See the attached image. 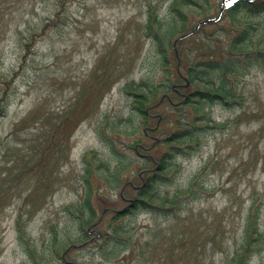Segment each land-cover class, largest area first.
Instances as JSON below:
<instances>
[{
	"label": "rangeland",
	"instance_id": "rangeland-1",
	"mask_svg": "<svg viewBox=\"0 0 264 264\" xmlns=\"http://www.w3.org/2000/svg\"><path fill=\"white\" fill-rule=\"evenodd\" d=\"M47 3L0 0V82L11 81L14 92L0 117V264H30L17 227L37 238L50 219L66 224L60 208L76 200L85 160L93 162L94 154L113 161L99 130L123 152L139 138L127 124H113L130 114L132 98L123 86L157 73V52L142 26L148 4L163 15L169 1L68 0L65 6L73 16L63 35L22 49L27 33L40 37ZM250 20L264 27V15ZM183 48L195 46L187 41ZM238 86L241 104L209 108L213 119L227 121V128L207 135L190 157L176 158L175 183L185 184L193 176L204 183L202 199L188 204V217L166 223L140 214L133 218L136 231L130 244L136 245L121 253L123 262L102 261L92 246L82 245L69 254L68 264H224L241 245L252 204L259 206L258 232L264 236V74L252 68L238 77ZM168 108L161 104L157 113ZM137 166L126 169L122 184L137 182L130 176ZM97 179L92 184L102 192L97 188L96 209H108L107 217L121 212L128 201L119 198L122 187ZM251 243L249 264H264V244L259 239Z\"/></svg>",
	"mask_w": 264,
	"mask_h": 264
},
{
	"label": "trees",
	"instance_id": "trees-1",
	"mask_svg": "<svg viewBox=\"0 0 264 264\" xmlns=\"http://www.w3.org/2000/svg\"><path fill=\"white\" fill-rule=\"evenodd\" d=\"M47 1L48 14L40 27V37L27 33L22 49L29 43L34 47L41 45L47 36L60 37L70 25L73 15L65 6L68 0ZM168 1L163 15L148 4L142 26L143 35L157 52V73L123 86L132 98L130 114L113 124L114 127L127 124L132 134L139 132V138L126 144L128 151L123 152L114 147L104 130H99L113 161H103L94 154L93 162L85 160L76 200L60 208L67 223L60 225L50 219L37 238L25 236L24 229L17 227L30 264L58 261L68 264L65 262L69 254L82 245L97 250L96 255L102 261L123 262L121 253L126 249L133 251L136 245L130 244L136 231L133 218L146 214L166 223L185 220L192 211L188 204L202 199L204 183L196 177H190L185 184L175 183L180 169L176 158L190 157L206 143L207 135L227 128V121L213 119L209 108L212 105L231 108L242 103L239 76L248 74L252 68L264 74V27L261 22L250 20L264 15V0H224L223 4L218 0L216 5L211 0ZM217 15L214 20L204 21ZM194 18L199 20L192 21ZM211 25L213 28L207 31L206 26ZM187 41L195 48H183ZM10 83L0 82V117L6 114L14 95ZM165 103L169 108L159 115L157 109ZM113 131L118 132V128ZM142 139L151 142L146 144ZM136 162L138 166L135 171L130 170V176L137 182L122 184L126 169ZM94 177L108 187H122L119 198L128 201L121 212L107 217L108 209H96L99 186H93ZM127 186L132 194L125 195ZM259 212L257 204L248 207L241 245L224 264H249L254 252L251 242L259 239L264 244L263 232H258Z\"/></svg>",
	"mask_w": 264,
	"mask_h": 264
},
{
	"label": "water",
	"instance_id": "water-1",
	"mask_svg": "<svg viewBox=\"0 0 264 264\" xmlns=\"http://www.w3.org/2000/svg\"><path fill=\"white\" fill-rule=\"evenodd\" d=\"M215 18H213V19H207V21H209V20H214Z\"/></svg>",
	"mask_w": 264,
	"mask_h": 264
}]
</instances>
